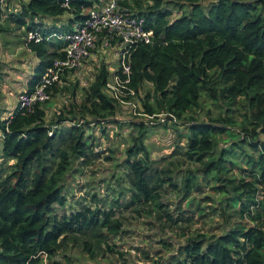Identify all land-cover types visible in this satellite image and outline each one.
I'll return each instance as SVG.
<instances>
[{
    "label": "trees",
    "instance_id": "trees-1",
    "mask_svg": "<svg viewBox=\"0 0 264 264\" xmlns=\"http://www.w3.org/2000/svg\"><path fill=\"white\" fill-rule=\"evenodd\" d=\"M101 1L0 0V33L18 32L37 60L18 96L31 93L62 57L66 44L54 35L72 31ZM121 5L152 32L150 44L138 43L129 51L128 88L138 96L150 83L156 105L147 93L142 113L169 114L176 122L168 117L153 126L125 122L133 130L123 159L111 170L113 185L101 181L103 195L86 193L66 212L68 177L99 161H115L116 151L88 133L116 123L120 106L104 92L105 65L81 107L70 104L49 122L44 106L50 99L32 113H23L17 102L7 116L0 110V264H41L43 255L48 264H62L58 256L68 260L70 249L91 260L107 254L123 258L115 240L130 220L144 217L173 224L186 237L204 218V208L192 197L204 194L210 182L223 196L211 212L224 232L192 234L152 264H264V0H123ZM30 33L39 41L29 40ZM1 81L0 76V90ZM60 91L54 85L50 98ZM202 96L219 114L212 118L207 112L206 121L186 117L200 109ZM241 109L245 112L235 117ZM182 117L186 133L178 132L174 144L169 126ZM158 127L168 130L156 138L159 144L172 149L156 160L146 139L149 128ZM223 135L228 146L219 148ZM174 163L185 166L177 171L179 183ZM170 193L178 197L174 209L166 200ZM142 256L151 261L148 253Z\"/></svg>",
    "mask_w": 264,
    "mask_h": 264
},
{
    "label": "rangeland",
    "instance_id": "rangeland-1",
    "mask_svg": "<svg viewBox=\"0 0 264 264\" xmlns=\"http://www.w3.org/2000/svg\"><path fill=\"white\" fill-rule=\"evenodd\" d=\"M170 1L182 2V0ZM18 34V32H12L10 34L0 33V76L3 80L1 81L2 89L0 91V110L3 112L4 116H7L8 113L13 111L17 102L18 92L21 88V86H19L17 83H12L18 80L17 74L13 73V70L10 68V66L13 64V60L15 58L17 60H22L18 65L21 71L24 69L22 64H26L27 62L28 65H31L32 61L34 60L33 56L29 54L22 43H20L21 38ZM1 47L5 52L4 54H2ZM117 59L118 55L113 46H98L92 56V62H90L88 66H82L81 69L68 75L66 77V81H61V83L58 84V89L61 88L60 93H57L54 97H51L47 106H44L47 121L49 122L51 119H53V117L57 113L61 112V110L64 108L69 110L70 104L81 107L80 105H82L84 102L85 92L89 90L90 86L94 83L96 75L99 74L102 65H105L107 73L109 74L108 80L111 81L110 77L113 75L112 73L117 71ZM73 91L75 93L72 97L71 95ZM104 92L108 97L112 98L111 94L106 88H104ZM147 93L151 95L150 102L156 105V103L153 101V86L150 83H145L139 91L138 96L134 92V95L128 97V100L133 102V105L136 106L137 114L132 115L130 113L131 108L119 107L117 109L118 116L114 118L116 123L106 125L104 124L100 125V127H92L89 129L88 133L94 136L95 141L102 144V147L106 146V148L116 151L115 161H99L95 163V165L89 170L77 172L74 177H68L69 179L66 183V186L68 188L69 202L66 204L64 211H69L70 206L73 205L72 203L80 201L86 193L97 191L98 194L103 195L102 187L100 185L101 181L103 183L108 181V184L113 185L110 179L111 170H113L117 162L123 159L125 148L129 145L130 135L133 130V128L128 126L125 122H129L130 120L147 122L146 116L142 114V103L145 100ZM207 112L210 114V117L215 118L219 114L220 109L208 101L205 96H202L200 100V109L193 108L191 112L186 115V117L191 115L197 121H206ZM244 112L245 110L241 109L239 113H235L234 115L235 117L239 118V114H243ZM76 118L79 119V116ZM87 118H89V116H87ZM118 124H121V127H117ZM103 126L105 127L104 132H102ZM169 127L174 133V138L172 141H174L173 143L175 144L177 141L178 132L183 134L186 133L185 118L182 117L178 124L175 126L171 125ZM167 131L168 130H166V128H149L146 145L153 159H160L167 154V150L172 149L160 145L156 139L158 136L167 133ZM181 142L184 143V139L181 140ZM228 142L229 139L227 135L221 136L219 148L225 146ZM170 144L173 146L172 143ZM165 164L166 163H161L160 165ZM184 167L185 166L178 165V163H174V167H171L173 168L175 181L178 183L180 182L181 173H177V171ZM233 174H235V171H233ZM230 175H232V173L228 174V176ZM216 184L217 183L215 182H210L209 185L204 187V194L196 196L194 195L192 197L195 198L196 201H200V208H204V218L199 219L198 223L193 224L189 229V232H185H191L186 237L181 236L183 232L181 230L175 229L173 224H165L166 221L163 220L160 222L153 217H144L143 219L139 220H130L125 226L126 233L122 235L123 238L118 237L115 240V243L117 246H119L118 250L125 254L123 258H121L119 255L111 256L107 254L104 257L91 260L77 250L70 249L67 252L68 260L64 259L61 255L58 256V260L62 264H152V262L158 261L168 255L170 253L168 248L172 249V251L175 250L178 244L183 243L186 238L192 234H221L226 228L224 224L221 223L220 218L211 212V208L218 206L217 202L223 197L211 189V186ZM218 184L220 185L222 183L219 182ZM205 196H210L212 199L205 201ZM166 200H168L169 204H171V209H174L178 203V197L176 193L168 194ZM75 204L73 205L74 207ZM166 245L169 246L166 248ZM135 248H138L140 251L136 250ZM142 251L149 254L151 261L146 262L143 259Z\"/></svg>",
    "mask_w": 264,
    "mask_h": 264
},
{
    "label": "built area",
    "instance_id": "built-area-1",
    "mask_svg": "<svg viewBox=\"0 0 264 264\" xmlns=\"http://www.w3.org/2000/svg\"><path fill=\"white\" fill-rule=\"evenodd\" d=\"M122 1L102 0L100 6L87 11L86 18L81 24L75 25L72 31L54 35L66 44L62 50V57L53 61L31 93L19 94L17 104L23 113H32L37 104L49 100L53 86L60 84L63 76L87 66L98 46H113L118 55L121 75L117 74L118 71L113 72L111 81L106 82L105 88L119 106L127 105L134 115L137 114L136 106L128 100V97L134 95V91L128 88L131 69L127 58L134 45L151 43L152 32L145 29L143 18L134 16L121 5ZM28 38L35 42L39 41L38 36L32 33ZM142 114L146 116V124L150 126L164 123L167 117L176 122V119L169 114L151 116ZM155 119L158 120L154 122ZM46 258L45 255L42 256L41 264H47Z\"/></svg>",
    "mask_w": 264,
    "mask_h": 264
},
{
    "label": "crops",
    "instance_id": "crops-1",
    "mask_svg": "<svg viewBox=\"0 0 264 264\" xmlns=\"http://www.w3.org/2000/svg\"><path fill=\"white\" fill-rule=\"evenodd\" d=\"M23 45V44H22ZM24 46V45H23ZM25 47V46H24ZM1 49H2V47H1ZM26 49V48H25ZM26 51L29 53V54H31L27 49H26ZM5 52L3 51V49H2V54H4ZM32 55V54H31ZM33 56V55H32ZM33 58H34V60L32 61V63H31V65H28V63L26 62V64L24 63V64H22L23 65V67H24V69L21 71L20 70V68H19V63L22 61V60H17L16 58L13 60V64L10 66V68L13 70V73H16L17 74V78H18V80L17 81H14V82H12V83H17L19 86H21V88H20V91L21 90H23V89H25L26 88V84H27V81L30 79V77H31V75H32V68L34 67V65H35V63L37 62V60H36V58L33 56ZM90 62H92V61H90ZM89 62V63H90ZM89 63L87 64V66L89 65ZM118 65H117V69H118ZM11 70V71H12ZM3 81V80H2ZM1 89H2V83H1ZM1 91V90H0ZM19 91V92H20ZM120 107H122V108H130V107H128L127 105H122V106H120ZM130 113L132 114V115H134L133 114V112H132V110H130ZM116 116H118V113H116Z\"/></svg>",
    "mask_w": 264,
    "mask_h": 264
}]
</instances>
